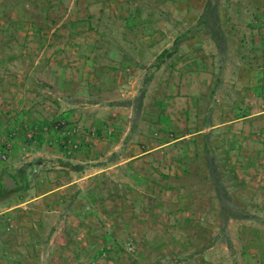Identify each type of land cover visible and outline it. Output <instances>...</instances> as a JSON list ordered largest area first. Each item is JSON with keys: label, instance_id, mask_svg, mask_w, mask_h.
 Returning a JSON list of instances; mask_svg holds the SVG:
<instances>
[{"label": "rangeland", "instance_id": "obj_1", "mask_svg": "<svg viewBox=\"0 0 264 264\" xmlns=\"http://www.w3.org/2000/svg\"><path fill=\"white\" fill-rule=\"evenodd\" d=\"M3 171L0 264H264V0H0Z\"/></svg>", "mask_w": 264, "mask_h": 264}, {"label": "crops", "instance_id": "obj_2", "mask_svg": "<svg viewBox=\"0 0 264 264\" xmlns=\"http://www.w3.org/2000/svg\"><path fill=\"white\" fill-rule=\"evenodd\" d=\"M25 82H27V79H26ZM248 117H250V116H248ZM212 128H213V129H214V128H218V125H215V126H213V127H210L211 130H212ZM189 133H190V134H189ZM199 133H200V132L187 131L183 136H181V137H176L174 140H172L171 143H176V142L184 141V140H186V137H187V136L192 137V136H194V135H198ZM171 143H170V144H171ZM162 146H163V145L161 144V145L155 147V148L152 149V150H149V151L143 152L142 154H139L138 156L130 157L129 159H127L126 162H130V161H132V160H134V159H137V158H140V157L144 156L145 154H149L150 152H154V151L160 149ZM62 187H64V184H63V186H62V185H61V186H56L54 189L47 190V191H45V192H43V193H41V194H39L38 196H35V197H33V198L30 197L29 200H25V201L21 202V203L18 204V205L12 206V207L8 208L5 212H7L10 216H13V217L15 216V214H21L22 217H21V220H20L19 223H20V224H23V223L25 222L24 219H25L27 216H28V217H29V216L35 217V215L38 214V213H34V212H38V211H36V207H35L34 203H37L38 200H41V199H43V198H45V197H47V196H49V195H51V194H54L55 192L59 191V189L62 188ZM61 199H63V198H61ZM19 208H20V209H19ZM39 213H40V212H39ZM23 216H25V217H23ZM16 226H17V225H16ZM34 228H35V227H34V224H33V225L31 224V225H30V229H33V230H34ZM22 239L25 240L26 238H22ZM27 239L29 240V242H32V241L36 240V239H34V235H33L32 237H28Z\"/></svg>", "mask_w": 264, "mask_h": 264}, {"label": "trees", "instance_id": "obj_3", "mask_svg": "<svg viewBox=\"0 0 264 264\" xmlns=\"http://www.w3.org/2000/svg\"><path fill=\"white\" fill-rule=\"evenodd\" d=\"M209 9L207 8V9H205V13L208 11ZM180 41V38H177L176 39V41H175V45L176 44H178V42ZM167 53V51H165L164 52V54H166ZM168 56H170V54H168ZM195 132H200V130H198V131H195ZM190 134V133H189ZM206 137V136H205ZM175 139V138H174ZM173 139V140H174ZM4 175H7V177L8 178H10L14 183H15V187H14V189H18V188H20V182L19 181H17L15 178H11V176L10 175H8L7 173H6V171H3V176ZM13 189V188H12ZM9 190H11V189H5V184L3 183V177H2V179H1V181H0V199L2 198V197H4L7 193H8V191ZM158 249H160V246H158L157 247ZM115 247L114 246H111V247H108V246H104L98 253H96L95 254V256L93 257V259L95 260V259H98L100 256H102L103 254H107V255H111V254H113L114 252H115ZM139 258H142V256H143V254L141 253H139L138 255H137ZM114 264H118L117 263V261L116 260H114Z\"/></svg>", "mask_w": 264, "mask_h": 264}, {"label": "water", "instance_id": "obj_4", "mask_svg": "<svg viewBox=\"0 0 264 264\" xmlns=\"http://www.w3.org/2000/svg\"><path fill=\"white\" fill-rule=\"evenodd\" d=\"M3 183L5 184V189H12L15 187V183L7 177V175L3 176Z\"/></svg>", "mask_w": 264, "mask_h": 264}, {"label": "built area", "instance_id": "obj_5", "mask_svg": "<svg viewBox=\"0 0 264 264\" xmlns=\"http://www.w3.org/2000/svg\"><path fill=\"white\" fill-rule=\"evenodd\" d=\"M8 151H9L8 148L4 150V153H6V154H2V155H1V159H2V160H4V159L7 157V155H8L7 152H8Z\"/></svg>", "mask_w": 264, "mask_h": 264}]
</instances>
